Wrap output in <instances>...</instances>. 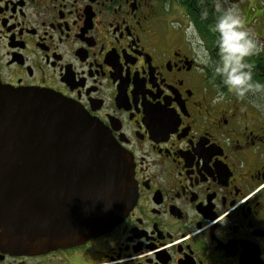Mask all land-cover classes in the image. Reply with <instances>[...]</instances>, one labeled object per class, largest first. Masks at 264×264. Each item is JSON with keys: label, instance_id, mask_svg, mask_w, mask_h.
Listing matches in <instances>:
<instances>
[{"label": "flooded vegetation", "instance_id": "1", "mask_svg": "<svg viewBox=\"0 0 264 264\" xmlns=\"http://www.w3.org/2000/svg\"><path fill=\"white\" fill-rule=\"evenodd\" d=\"M248 1L236 0L242 17ZM215 5L0 0V83L76 102L131 158L137 190L100 235L0 248V264H264V91L237 98L199 62L195 49L217 59ZM245 59L264 84V50Z\"/></svg>", "mask_w": 264, "mask_h": 264}, {"label": "water", "instance_id": "2", "mask_svg": "<svg viewBox=\"0 0 264 264\" xmlns=\"http://www.w3.org/2000/svg\"><path fill=\"white\" fill-rule=\"evenodd\" d=\"M131 158L76 102L0 83V248L78 245L136 203Z\"/></svg>", "mask_w": 264, "mask_h": 264}, {"label": "clouds", "instance_id": "3", "mask_svg": "<svg viewBox=\"0 0 264 264\" xmlns=\"http://www.w3.org/2000/svg\"><path fill=\"white\" fill-rule=\"evenodd\" d=\"M216 19L212 26L217 33V59L210 61L207 49H195L200 63L210 65L219 75L221 83L237 97L243 98L252 91H264V84L252 78L253 65L245 58L264 50V42L258 41L252 30L245 26L236 0H216ZM206 14V13H205ZM224 92L217 89L214 100L222 99Z\"/></svg>", "mask_w": 264, "mask_h": 264}, {"label": "rangeland", "instance_id": "4", "mask_svg": "<svg viewBox=\"0 0 264 264\" xmlns=\"http://www.w3.org/2000/svg\"><path fill=\"white\" fill-rule=\"evenodd\" d=\"M248 2H249V4L244 9L250 10L249 11L251 13L250 18L246 17L247 12L243 11L244 10L243 9L242 12L245 14V16H243V21H244V24L246 27L247 26L249 27V25L253 26V29L252 28H250V29L252 30L253 36L258 40V38H260V35L254 29L255 27H257V24H255L256 23L255 21L257 20V23H261L264 25V3L263 4H261V3L255 4L254 2H252V0H249ZM238 3H239V5H241L240 2H238ZM255 55L256 54H254L252 56H255ZM257 100L260 101V98L257 97Z\"/></svg>", "mask_w": 264, "mask_h": 264}, {"label": "trees", "instance_id": "5", "mask_svg": "<svg viewBox=\"0 0 264 264\" xmlns=\"http://www.w3.org/2000/svg\"><path fill=\"white\" fill-rule=\"evenodd\" d=\"M196 19H197V21H199V18L198 17H196ZM204 31H208V30H205L204 29ZM255 67H256V65H255ZM253 73H254V76L252 75L253 80L259 82L260 77L257 76V73L256 72H253Z\"/></svg>", "mask_w": 264, "mask_h": 264}]
</instances>
